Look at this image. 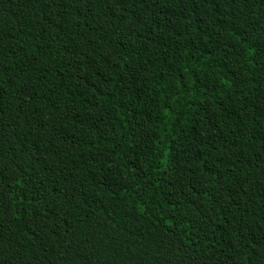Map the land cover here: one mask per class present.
Listing matches in <instances>:
<instances>
[{"label": "trees", "instance_id": "obj_1", "mask_svg": "<svg viewBox=\"0 0 264 264\" xmlns=\"http://www.w3.org/2000/svg\"><path fill=\"white\" fill-rule=\"evenodd\" d=\"M0 264H264V0H0Z\"/></svg>", "mask_w": 264, "mask_h": 264}]
</instances>
